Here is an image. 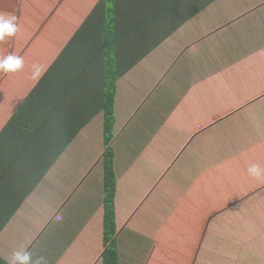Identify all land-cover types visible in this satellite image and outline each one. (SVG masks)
Returning a JSON list of instances; mask_svg holds the SVG:
<instances>
[{
	"label": "crops",
	"instance_id": "crops-1",
	"mask_svg": "<svg viewBox=\"0 0 264 264\" xmlns=\"http://www.w3.org/2000/svg\"><path fill=\"white\" fill-rule=\"evenodd\" d=\"M126 1L150 24L126 49L140 61L117 84L121 264H185V239L172 233L179 228L195 236L211 229L219 237L208 261L200 255L191 264H264V245L233 238L247 224L243 210L264 223V177L248 173L253 164L264 169V0ZM175 2L182 6L171 11ZM66 26L25 33L18 53L23 68L0 80V131L50 73L48 92L76 95L61 93L67 77L58 65L49 73L77 30ZM37 66L41 74L34 78ZM92 94L90 123L52 169L41 178L15 179L0 198V213H16L0 234V264L21 248L47 264H104L106 110H99L101 95ZM63 122L59 146L75 130ZM47 137L38 142L42 154L57 149ZM221 214H237L239 223L225 225ZM229 244L234 248L225 252Z\"/></svg>",
	"mask_w": 264,
	"mask_h": 264
},
{
	"label": "trees",
	"instance_id": "trees-1",
	"mask_svg": "<svg viewBox=\"0 0 264 264\" xmlns=\"http://www.w3.org/2000/svg\"><path fill=\"white\" fill-rule=\"evenodd\" d=\"M23 0H0V14H11L18 18L22 10ZM130 3L126 0H98L90 6L85 14L62 5L58 14L63 19L67 16L70 22L78 21L76 32L71 41L49 70L57 69L66 81L59 84L61 93L68 91V97L59 93L48 92L46 84L52 73L40 80L22 101L19 108L9 118L0 131V198L5 192L14 189V180L24 178L36 179L43 177L48 170L69 149L80 132L90 123L92 115V93L102 103L99 110L105 107V145L106 153L103 158L105 167V245L103 253L104 264H121L119 243V227L117 214V196L119 177L116 170V150L113 143L116 139V95L117 84L127 71L137 65L127 56L126 49L133 48L137 41V34L141 28L149 23H141L136 12H132ZM171 11L178 10L181 2H175ZM157 12V10H150ZM169 13V12H168ZM40 14H43L40 12ZM158 17H165L158 13ZM16 21V23H17ZM53 25L62 26L64 23L49 21ZM152 24V23H151ZM42 26V25H41ZM24 27H22L23 29ZM40 28V26H38ZM68 30V27H67ZM70 31V30H68ZM71 32V31H70ZM26 32L18 30L16 38H25ZM15 36L10 37L7 54L18 56L21 53L20 39L13 44ZM36 40V39H35ZM38 45L39 42L35 41ZM14 45V49H13ZM2 47V46H1ZM19 50V52H18ZM3 58L5 51H2ZM12 52V53H10ZM18 52V53H17ZM58 67L54 69V67ZM60 69L62 71H60ZM6 73L1 71L0 80ZM49 82V81H48ZM58 84V81L56 82ZM55 83V84H56ZM79 92V93H77ZM103 98V99H102ZM88 113V115H86ZM75 130L65 136L64 145L58 144L59 132L64 128L63 120ZM44 136L53 140L57 149L47 150L42 154L43 143H38ZM44 142V141H43ZM39 145H38V144ZM35 186V183L33 184ZM16 216V213H0V234ZM175 236L191 239L187 230L179 228L174 231ZM198 232L193 240V251H185L187 262L191 264L195 258L197 247L203 238ZM184 241L181 245L183 249ZM186 250V249H185Z\"/></svg>",
	"mask_w": 264,
	"mask_h": 264
},
{
	"label": "rangeland",
	"instance_id": "rangeland-1",
	"mask_svg": "<svg viewBox=\"0 0 264 264\" xmlns=\"http://www.w3.org/2000/svg\"><path fill=\"white\" fill-rule=\"evenodd\" d=\"M93 1L95 0H23L21 14L17 21L19 30L26 33L29 32L33 35L36 34L35 36H39L41 35L42 28H38V26H46L52 24L49 21L64 23L69 26V28L73 27L74 29H76L79 22H64V19L61 17L60 14H58V8L62 5H67L69 8L75 9L76 11L85 14L86 10L90 6L92 7ZM40 12H42L43 14H40ZM22 27L24 28L22 29ZM17 39L23 40V38H18V36ZM9 42L10 37H6L3 41H0V58H3L2 51L6 52L4 57H7L9 55L7 54ZM84 138H86V136ZM85 153L86 152H81L82 158ZM84 158H90V156L86 155ZM86 187H88V185ZM224 214H221L217 218L218 221H221L225 225L239 223V218L237 214H232L231 216H223ZM212 215L213 213L210 212V216ZM194 216L198 217V214H194ZM240 218L243 219V221H246L247 224L241 229V231L236 230V236H234L233 238L236 239L239 237H243L244 239L258 240L256 241L257 247L264 245V223H262V220H260V216L251 214L249 213V211L243 210L240 214ZM186 229H184V232L186 231ZM214 232L215 231H211V229H209L208 231L206 230V228L204 229V246L203 241H201L199 246L197 247L196 255L193 261H196V259H198L200 255H204L205 261H208L210 253L213 254V252L218 248L216 244L218 243L219 237L218 235H215ZM189 235L192 238H185L183 249H186V251L191 252L194 249L193 240L195 238V231L189 232ZM230 245L231 244L225 247V252H228L234 248V245ZM220 249H222V247H220ZM208 264L210 263L208 262Z\"/></svg>",
	"mask_w": 264,
	"mask_h": 264
},
{
	"label": "clouds",
	"instance_id": "clouds-1",
	"mask_svg": "<svg viewBox=\"0 0 264 264\" xmlns=\"http://www.w3.org/2000/svg\"><path fill=\"white\" fill-rule=\"evenodd\" d=\"M17 17L11 14H0V41L6 37H13L18 32L19 27L16 23ZM24 66L23 58L15 55H8L0 58V71L5 73L17 72ZM41 74V69L37 66L33 72V77L38 78ZM248 173L254 178L264 177V169L259 165L253 164L249 167ZM7 264H47V260L43 256L33 258V253L26 248L15 250L11 253V259Z\"/></svg>",
	"mask_w": 264,
	"mask_h": 264
}]
</instances>
